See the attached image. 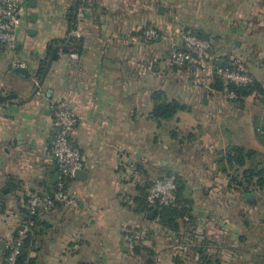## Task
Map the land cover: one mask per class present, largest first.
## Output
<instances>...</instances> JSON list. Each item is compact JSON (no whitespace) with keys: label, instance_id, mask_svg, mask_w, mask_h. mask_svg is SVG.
<instances>
[{"label":"crops","instance_id":"0c3cea01","mask_svg":"<svg viewBox=\"0 0 264 264\" xmlns=\"http://www.w3.org/2000/svg\"><path fill=\"white\" fill-rule=\"evenodd\" d=\"M18 4L16 49L0 46V96L8 97L0 100V264L25 219L26 195L47 194L56 187L53 176L58 171L50 154L51 108L56 103L75 117L71 140L86 175L67 184L75 206L38 214L21 264H174V257L194 264L192 239L202 237L217 244L223 264H245L251 252H240L238 239L247 234L245 222L253 227L264 193H256L255 202L246 204L228 189L215 160L217 151L231 143L264 154V138L255 135L257 118L242 122L249 98L241 105L231 103L211 91L212 78L206 87L194 85L185 71L169 64L168 51L171 44H181L183 33L201 32L214 38L213 60L227 56L242 62L250 77L264 84V0ZM79 10L81 21L76 18ZM149 26L157 30L155 40L143 36ZM69 37L81 41L76 58L64 51L66 45L54 46L59 47L56 58L33 94L38 66L50 56L48 43ZM16 66L27 69L28 76L14 73ZM155 91L186 109L158 126L150 116ZM189 133L191 141L185 139ZM132 165L147 183L178 177L192 208L191 234L183 224L175 235L151 213L139 210V188L147 183L133 181ZM163 234L169 241L176 239L174 245L158 248Z\"/></svg>","mask_w":264,"mask_h":264},{"label":"built area","instance_id":"2783aa9c","mask_svg":"<svg viewBox=\"0 0 264 264\" xmlns=\"http://www.w3.org/2000/svg\"><path fill=\"white\" fill-rule=\"evenodd\" d=\"M77 21L83 19L81 10L77 12ZM21 26V16L18 0H0V46L7 51H13L17 45V32ZM146 40L156 39L157 30L146 27L143 30ZM211 44L207 40L197 38L191 34L181 35V44H171L168 51V62L179 69H184L191 82L200 87H206L213 74L220 76L225 83L243 86L250 82L249 70L242 62H232L226 67L217 69L213 58L210 57ZM76 58V54H71ZM229 99L234 98L229 93ZM54 136L50 142V154L58 171V181L55 189L47 194L38 195L28 193L27 209L29 216L40 212H48L57 206L73 207L75 200L68 195L65 182L74 178V173L82 169L81 154L71 140L75 117L64 104L56 103L51 108ZM133 181L137 184H146L147 179L140 170L130 167ZM146 203L149 208L169 207L176 203V179L173 175L149 182L146 190ZM32 222L22 224L16 236L8 244L5 264H16L21 255L22 247L28 237ZM131 242L132 238H126Z\"/></svg>","mask_w":264,"mask_h":264},{"label":"trees","instance_id":"16d2710c","mask_svg":"<svg viewBox=\"0 0 264 264\" xmlns=\"http://www.w3.org/2000/svg\"><path fill=\"white\" fill-rule=\"evenodd\" d=\"M72 17V14H69ZM196 36L197 38L207 40L211 44L210 52L213 53V39L209 35L202 34L201 32H192L186 33ZM155 40V39H153ZM61 44L66 45L64 47V51L66 53H78L81 48V41L75 40L73 37H69L64 41H56L53 40L48 43L46 47V55L47 57L51 54L54 46ZM47 59H44L40 62L37 72L36 79L40 80L43 71L46 66ZM214 66L217 69H221L226 67L228 64L232 62H236L237 60L229 59L227 56L223 57H215ZM244 64V63H243ZM172 66V65H171ZM178 70L185 71L184 69H179L175 66H172ZM250 75V73H249ZM211 91L221 93L224 95H228L229 93L234 94L233 99H229L231 103L236 105H241L247 98H255L261 99V102L264 103V84L257 78L250 77V82L243 86H235L232 84H227L224 80L213 74L211 83H210ZM151 101L153 104V108L151 111V119H153L158 126L161 125L162 122L172 120L177 113L186 109L184 105H182L177 100H168L166 95L161 91H155L151 94ZM254 129L259 131L260 137L264 138V113L261 116L260 120H254ZM174 134V131L172 132ZM192 134L189 133L186 136L187 141H191ZM216 166L218 171L227 179L228 181V189L239 193V195L243 198L244 202L250 205L249 195H253V200H256L255 194L264 193V154L255 149L247 148L243 145L239 144H227L224 149H220L216 153ZM170 176V175H168ZM174 176V175H173ZM167 177V176H166ZM176 179V203L173 206L169 207H158L156 212L154 213V209L149 208L146 203V190L148 188L149 182L139 188L140 195L138 196L137 206L141 212L151 213L154 218L157 219L158 224L175 235H179L180 228L182 225L188 226L187 232L189 234V226L192 224L191 217V204L190 201L185 199L182 195L183 186L181 187L180 181L177 176H174ZM72 180V179H70ZM70 180H66L65 186L67 187ZM27 202V198H26ZM39 213L34 216H29L28 209L25 214V219L22 224L27 222H32V226L30 227V231L28 237L26 238L24 245L22 247V252L19 258L17 259L16 264H21L23 259V250L24 246L27 244L30 232L36 225V217ZM245 228L247 230V234L239 237L238 242L239 245L242 244V247H238V250L242 253H246L251 256L250 259L245 262V264H264V256H260L257 251L264 252L263 248L256 246H249V242L254 240H259V242L264 243V229L260 234L255 235L252 231V227L249 222H245ZM259 229V228H258ZM16 236V234H15ZM14 236V237H15ZM258 237V239L256 238ZM215 243L211 242V240L207 237H202L200 241L192 239V245L190 246V251L197 257V260L194 264H223V260L221 259V255L219 250L216 248ZM213 247L214 250H209ZM231 250V249H229ZM148 252L149 250L146 249ZM233 251V250H232ZM257 253V254H255ZM7 254V252H6ZM4 257V264L5 258ZM174 264H184L178 257L173 258Z\"/></svg>","mask_w":264,"mask_h":264},{"label":"rangeland","instance_id":"374dc122","mask_svg":"<svg viewBox=\"0 0 264 264\" xmlns=\"http://www.w3.org/2000/svg\"><path fill=\"white\" fill-rule=\"evenodd\" d=\"M258 52H257V55H258ZM212 54L213 53L210 52V55H212ZM261 55H262V53H261ZM262 65H264V64L262 63ZM221 95L223 96V98L227 97L224 94H221ZM243 111H244V113H243L244 116L241 119V121L244 122L245 124H247V123L250 124L253 122V118L254 119L257 118L260 120L261 116L263 115L262 113H264V103L261 102V99H255V98L251 97L246 101ZM255 135L260 136L259 131H257L255 133ZM245 139L241 140V142L246 143ZM251 202L254 203L255 201L250 200V203ZM252 223H253V227L251 229H252L253 233L255 235L260 234V236H261V231L264 229V205H260L257 214L253 217ZM166 237L167 236L165 234L158 236V248H165V247L167 248V246H169V244L174 245V242L176 241V239H174V240L172 239L173 241H169L168 239H166ZM178 237H180V236H178ZM256 238L258 239V237H256ZM253 241L254 240H252V242L249 243V246H256V244H257L258 248L262 247L264 250V243L262 241L261 242H259V240H256L255 242H253ZM257 253L260 256H262V258H263L264 252L262 253L260 251H257ZM257 253H255V254H257ZM165 258H167V256H165Z\"/></svg>","mask_w":264,"mask_h":264},{"label":"water","instance_id":"95a60500","mask_svg":"<svg viewBox=\"0 0 264 264\" xmlns=\"http://www.w3.org/2000/svg\"><path fill=\"white\" fill-rule=\"evenodd\" d=\"M58 51H59V47L53 48L50 56L48 57V59L46 61L45 69L43 71V74H42L37 86L34 89L33 94H36L38 92L39 88L42 86V84L44 82V79H45V77H46V75L48 73V70H49L52 62L56 58V55H57ZM13 72L18 74V75H20V76H24V77L28 76V74H29L28 70L25 69V68H22L21 66L14 67ZM4 99H8V97H1L0 96V100H4ZM202 99H203V103L205 104L206 103V95H203ZM85 175H86L85 172L82 169H80V170L75 171L74 178L75 179H84ZM53 179L56 181L58 179V174H54ZM248 198L250 200H253V195H249ZM155 212H156V210H154V213Z\"/></svg>","mask_w":264,"mask_h":264}]
</instances>
